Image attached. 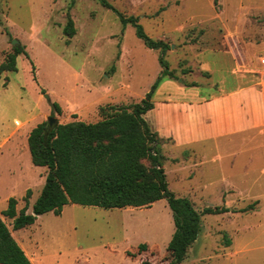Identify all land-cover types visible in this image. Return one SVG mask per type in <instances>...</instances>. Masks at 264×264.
Here are the masks:
<instances>
[{"label": "rangeland", "instance_id": "374dc122", "mask_svg": "<svg viewBox=\"0 0 264 264\" xmlns=\"http://www.w3.org/2000/svg\"><path fill=\"white\" fill-rule=\"evenodd\" d=\"M109 1L170 45L165 58L175 77L153 98L163 125V100L234 87L237 62L264 83V0ZM70 18L73 36L64 32ZM16 46L28 55H18L17 71L0 73V212L12 196L19 212L28 189L31 212L41 194L48 168L33 164L28 144L38 123L50 116L62 123L96 121L101 106L141 101L162 70L161 50L98 0H0V63ZM170 145L162 162L176 195L190 198L200 212L228 203L231 209L202 215V231L178 264H264V184L256 182L264 180V130L206 143L204 173L198 153ZM229 186L235 190L226 191ZM183 213L162 199L149 208L68 204L62 214H42L20 230L3 218L33 264H169L186 237V227L176 223Z\"/></svg>", "mask_w": 264, "mask_h": 264}, {"label": "trees", "instance_id": "16d2710c", "mask_svg": "<svg viewBox=\"0 0 264 264\" xmlns=\"http://www.w3.org/2000/svg\"><path fill=\"white\" fill-rule=\"evenodd\" d=\"M75 1L72 0V4ZM98 1L113 10L124 27L127 24L136 27L137 35L147 46L161 50V74L141 101L101 106L100 118L96 121L74 119L50 125L45 120L31 130L28 144L32 162L36 166L47 167L48 173L31 212L28 211L31 189L27 190L26 204L19 212L18 200L13 196L0 212V264H33L3 215L13 219V228L20 230L34 224L42 214H62L68 204L104 209L149 208L155 202L166 199L170 207L184 211L176 216V223L186 227V237L177 245L174 258L169 263L178 264L184 261L189 248L202 231V215L231 210L226 205H217L208 206L200 212L190 198L178 196L170 188L162 162V139L144 117L154 108L153 98L160 84L175 77L165 58L170 45L164 40L150 37L140 24L139 16H127L109 0ZM64 32L69 36L75 34L72 18L68 20ZM20 54L28 55V52L24 47L16 46L14 52L0 63V73L17 71V57ZM53 106L61 110L57 102ZM145 159L150 161V167L143 163ZM253 207L251 204L241 211ZM139 245L142 249L144 244ZM128 254L134 255L131 252ZM142 264L151 262L143 261Z\"/></svg>", "mask_w": 264, "mask_h": 264}, {"label": "crops", "instance_id": "0c3cea01", "mask_svg": "<svg viewBox=\"0 0 264 264\" xmlns=\"http://www.w3.org/2000/svg\"><path fill=\"white\" fill-rule=\"evenodd\" d=\"M240 67L241 64L239 62L235 63L237 83L230 89H221L215 93H207L203 96L201 93H197L190 99L163 100L161 106L166 108L167 111V125H163L164 123L160 120L161 117L154 113L157 102H155L153 109L144 114L152 129L162 139V154L163 148L171 147L170 144L182 146V149H185L184 152L186 149H192V152L199 154L201 161L200 173H204L207 162L205 161L206 157L202 153L205 152L204 146L206 143L210 141L217 143L220 139L227 138V136H243L249 132L258 131L259 134L263 133V77L246 73ZM170 81L171 79L164 81L163 85ZM163 85L157 89L156 93L163 89ZM150 115L152 116L150 117ZM185 117H189V120L187 121ZM180 120L182 125L180 123L179 126L178 121L180 122ZM185 121L187 123L184 125ZM261 173L264 174V169ZM261 177L256 180L257 184H264V180ZM232 184L235 183L232 182ZM204 186L201 184V188H204ZM225 188L226 191L235 190L234 186ZM257 201L261 205L260 199ZM228 205L226 206L229 207Z\"/></svg>", "mask_w": 264, "mask_h": 264}, {"label": "water", "instance_id": "95a60500", "mask_svg": "<svg viewBox=\"0 0 264 264\" xmlns=\"http://www.w3.org/2000/svg\"><path fill=\"white\" fill-rule=\"evenodd\" d=\"M17 43H19V41L14 39V44H17ZM46 96H47L48 100H50V96L48 94ZM48 122H49L50 125L57 124L58 123V118H56L54 116H50L48 118Z\"/></svg>", "mask_w": 264, "mask_h": 264}]
</instances>
